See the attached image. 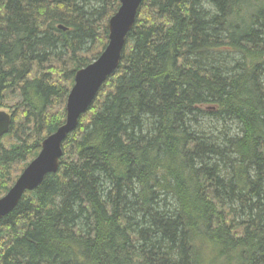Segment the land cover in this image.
Here are the masks:
<instances>
[{
	"label": "trees",
	"instance_id": "16d2710c",
	"mask_svg": "<svg viewBox=\"0 0 264 264\" xmlns=\"http://www.w3.org/2000/svg\"><path fill=\"white\" fill-rule=\"evenodd\" d=\"M118 6L0 0V196ZM62 151L0 218V264H264V0H144Z\"/></svg>",
	"mask_w": 264,
	"mask_h": 264
},
{
	"label": "water",
	"instance_id": "95a60500",
	"mask_svg": "<svg viewBox=\"0 0 264 264\" xmlns=\"http://www.w3.org/2000/svg\"><path fill=\"white\" fill-rule=\"evenodd\" d=\"M143 1L119 0L117 10L108 19L105 47L97 58L74 74L73 84L66 96L64 122L43 138L38 153L0 196V218L15 207L26 191L36 188L45 175L58 170L64 140L75 129L79 116L90 106L103 82L119 65L126 36L136 21L138 8ZM58 27L65 29L62 25ZM11 122L10 112L0 109V138L9 132Z\"/></svg>",
	"mask_w": 264,
	"mask_h": 264
},
{
	"label": "rangeland",
	"instance_id": "374dc122",
	"mask_svg": "<svg viewBox=\"0 0 264 264\" xmlns=\"http://www.w3.org/2000/svg\"><path fill=\"white\" fill-rule=\"evenodd\" d=\"M9 98L11 99V100H8L9 106H7V107L1 106L0 109H3V110H6V111L10 112V106L13 105L15 102H17L18 98H17L16 94L9 96ZM64 103H65V100H63V104ZM27 161H29V160H27ZM19 171L20 170H19L18 166L12 168V173L10 174V177H9L10 181H11V184L14 181V179H13L14 175H16V174L18 175L20 173Z\"/></svg>",
	"mask_w": 264,
	"mask_h": 264
},
{
	"label": "bare ground",
	"instance_id": "6f19581e",
	"mask_svg": "<svg viewBox=\"0 0 264 264\" xmlns=\"http://www.w3.org/2000/svg\"><path fill=\"white\" fill-rule=\"evenodd\" d=\"M142 4V3H141ZM139 9V8H138ZM58 29V28H57ZM232 119V118H231ZM239 121V120H238ZM238 125V124H237ZM241 236V235H240ZM237 239V238H236Z\"/></svg>",
	"mask_w": 264,
	"mask_h": 264
}]
</instances>
